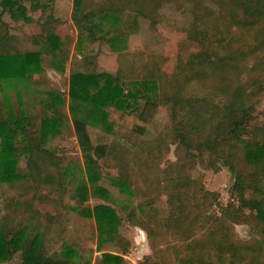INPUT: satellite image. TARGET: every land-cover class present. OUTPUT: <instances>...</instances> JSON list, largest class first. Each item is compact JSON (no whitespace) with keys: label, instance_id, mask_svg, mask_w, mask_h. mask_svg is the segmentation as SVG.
Listing matches in <instances>:
<instances>
[{"label":"trees","instance_id":"trees-1","mask_svg":"<svg viewBox=\"0 0 264 264\" xmlns=\"http://www.w3.org/2000/svg\"><path fill=\"white\" fill-rule=\"evenodd\" d=\"M25 1L40 12L32 51H23L21 37L3 19L7 13L29 22ZM161 1L171 0H72L75 35L58 27L55 0H0V264L21 249L35 219L39 228L19 264H91L80 261L63 223L68 198L95 222L100 258L93 264H126L130 242L119 234L122 219L111 189L127 221L146 235L150 253L140 264H210L212 251L228 264H264V123L256 114L264 91V0H202L177 43L171 73L162 70V55L122 50L138 17L155 28ZM91 44L118 52L117 68L70 71L66 97L45 77L44 64L64 72L69 47L82 51ZM13 77L33 89L4 94ZM159 105L168 124L153 139L133 147L117 140L93 144L89 123L107 129L111 109L143 119L145 108ZM65 107L82 156L72 167L85 176L68 177L64 155L48 145L67 117ZM171 145L174 161L166 158ZM196 165L231 171L225 205L193 176ZM101 167L116 174L104 176ZM89 195L107 202L85 207ZM37 202L51 210H39ZM238 224L257 237L239 239Z\"/></svg>","mask_w":264,"mask_h":264},{"label":"rangeland","instance_id":"rangeland-1","mask_svg":"<svg viewBox=\"0 0 264 264\" xmlns=\"http://www.w3.org/2000/svg\"><path fill=\"white\" fill-rule=\"evenodd\" d=\"M202 0H171L162 2L159 8V21L155 28L150 27V20L145 17H138L137 27L128 36L126 47L122 50L131 53L142 51L147 54H154L163 56L162 70L171 73L175 70L177 43L185 38V29L189 28L193 20V12L196 6ZM27 7L26 14L31 17L29 22L23 20L14 21L10 18L9 14H4L3 19L8 23L10 31L19 35L22 40L23 51H32L35 48L30 38L32 34L39 32L38 18L39 11H32L28 1L24 2ZM72 7V0H55L51 7V12L55 17L60 19L58 27L66 28L69 32L72 31L76 35V28L70 18ZM117 53L104 45H88L82 51L69 47L68 60L65 65L64 72H58L49 66L48 62L44 64L45 77L50 83L67 97L69 73L70 71H96V72H110L114 73L117 68ZM88 56V59H85ZM90 61V62H88ZM37 79L36 75L30 76V80ZM32 90V86L27 84L20 78H12L7 81L3 93L13 95L17 90ZM40 90V89H39ZM41 92V91H39ZM43 96L42 92L40 93ZM66 119L60 126L59 133L49 139L48 145L54 147L57 152L63 154L65 163L69 168L68 177L84 175L81 169L72 167L73 163H82V156L76 142L73 128H72V115L69 113L68 108L65 107ZM144 118L139 119L137 113L126 114L111 109L107 118L108 127L104 129V125L97 123H89L88 132L93 144L109 143L112 140H117L124 145L133 147L141 143L153 139L164 125L168 124L167 110L165 106L159 105L155 109L149 107L144 110ZM257 118L260 122L264 123V91L259 96V102L256 106ZM89 119V118H88ZM143 127V133H139L135 127ZM170 161L175 160L174 145L170 146V151L166 157ZM163 167V164L161 165ZM104 176H112L116 174L115 169L101 167ZM85 176V175H84ZM147 176V175H146ZM194 177H200L205 188L211 191H216L220 195L221 204L225 205L230 199V190L233 183V175L231 171L224 165H221L219 171L212 168H204L196 165L193 171ZM4 186L0 183V192ZM112 196L115 202L112 205L121 216L122 222L119 226V234L130 242V247L124 258L126 264H140L144 255L150 253V249L146 240V235L143 230L130 224L125 218V212L121 207V202L115 190H112ZM160 207H164L165 196L160 197ZM22 200V199H20ZM68 212L63 218V223L69 230L71 237L79 246L80 261L90 260L91 264L95 259L100 258V252L96 251V226L93 219L84 218L76 211V204L67 199ZM98 202H107L104 199L93 197L89 195L85 207H92ZM37 207L41 211H50L48 205L37 202ZM74 207V208H73ZM78 208V207H77ZM213 211L218 213V207L214 206ZM1 214V210H0ZM40 221L35 219L29 228L28 234L22 242L21 249L18 250L13 257L4 262L3 264H19L21 260V250L26 247L30 238L35 234L39 228ZM235 233L241 240H248L252 237H257L249 225L238 224L234 226ZM203 237L197 236L194 239L199 240ZM59 247V246H58ZM60 250V248H58ZM107 250H113L112 247ZM210 264H228L227 260L220 259L212 251L209 256Z\"/></svg>","mask_w":264,"mask_h":264}]
</instances>
